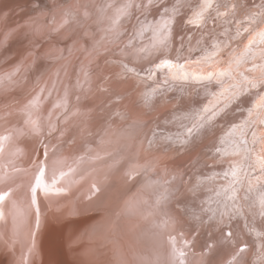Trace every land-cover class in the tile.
Listing matches in <instances>:
<instances>
[{
    "label": "bare ground",
    "instance_id": "obj_1",
    "mask_svg": "<svg viewBox=\"0 0 264 264\" xmlns=\"http://www.w3.org/2000/svg\"><path fill=\"white\" fill-rule=\"evenodd\" d=\"M259 1L264 3V0ZM249 2L250 0H0V162L4 158L8 159L11 167L1 178L4 181V178L11 177L17 172L14 168L24 162H27L24 169L35 163L33 172L25 173V182L31 191L35 190L39 182H46L48 186L42 188L45 192L35 190L37 195L40 193L46 201L48 198L44 194L48 192L53 200L51 205L54 204L50 208V213H53L51 215L55 214L61 220V214L67 216L65 224L71 223L72 227H77L68 231V226L65 229V224L62 225V221H59V225L67 230L73 242H84L80 255L84 252L86 255L84 253L83 260L81 257L77 258L79 261L76 260V263L182 264L180 259L183 252L193 246V250L196 246L198 250L197 240H189L184 236L181 239L176 237L180 242L177 252L173 250L172 255L168 252V247L173 243L171 240L175 238L160 230L162 208H157L160 195L153 185V177L149 172L139 176L133 171L140 168V164L158 160V157L164 155L146 151L145 144L150 137L146 136L153 130L148 128L145 131L137 123H141L142 118L152 120L151 124L161 119L167 120L173 126L162 127L155 134L165 131L166 136L173 138L171 133L181 131L182 127H177V123L174 127V112H180V119H187L192 116L191 113L198 112L195 116L199 114L198 118L208 119L206 123L212 126L214 137L218 136L216 144H220L223 129L219 126L221 120L224 119L230 125L228 132L231 133V126L243 115H231L233 111L236 114L235 106L252 103L256 97L262 93L264 95V92L255 91L258 87L264 90V81L235 90L236 81L233 80L228 84L233 85L232 89L227 91L213 83L220 78V72L208 71L206 68L212 63L220 64L222 73H227L232 78L237 77L239 81L241 74L248 75V65H254L252 63L259 60L258 56L264 55L258 51L264 40V25H259L255 13L248 12L251 8L245 3ZM224 6L228 7L223 11L224 15L229 14L228 19L220 18L223 14H218ZM187 7L191 10L187 11ZM196 11L203 13L204 21L202 19L197 24V30H194L188 26ZM256 25L258 29L262 27V30H257L261 35L254 37L252 35L255 32L252 30ZM200 50H203L202 54ZM249 50L251 51L248 53ZM231 58H234V64L227 71L224 67ZM242 59L248 65L243 62L238 67L237 62ZM202 67L204 72L200 71ZM184 71H188L193 80L181 78L179 75L184 76ZM108 72L111 73L107 81ZM167 73H170V80L163 79ZM114 77L124 80L117 84L121 86L118 89L121 99L120 106L116 109L107 95L108 90L114 88ZM177 79L188 83L182 92H178L179 88L175 84L164 86ZM199 80L202 81L201 84H198ZM141 95L148 97L145 114L135 107L140 103ZM175 95L177 99L170 100ZM167 107L171 109L170 113ZM207 109L214 111L209 117L205 115ZM26 119L29 121L24 125ZM209 126L204 125V129L201 126L199 130L205 131ZM58 129L61 136H55L57 140L49 138L44 141L42 132H58ZM195 140V137H191L184 142L185 146L181 151L188 144L189 146L175 161L184 169L183 173L180 172V178L168 173L164 165L161 167L166 178L176 181L173 201L164 207L163 215L173 216L174 222L180 226L186 225V222L190 226L194 225L197 221L193 223V220L184 219L179 210L181 206L188 205L189 199L198 194L204 195V217L210 218L212 225L205 226L202 231H198L197 227L194 231V234L202 235L204 245V251H197L196 263L264 264V228H258V221L255 227L250 221L245 228L240 224L238 227L236 222L227 225L223 219H230L234 213L232 207H228L225 212L218 206L208 208V203L217 199L220 191L212 197L207 190L208 183L202 187L196 178V174H201L202 170L194 168L193 164L204 165L205 168L206 165L201 160L203 157L200 159L203 152L195 153L194 147L201 144ZM42 143L44 145L41 146ZM209 143L210 139H207V146L201 147L200 151L204 148L213 150V145ZM160 147L157 144L152 149L159 150ZM129 151L130 154L126 157ZM188 156L190 161H185ZM41 164L43 165L40 166ZM222 165L223 163H218L216 168ZM260 165L264 167V161ZM39 168L42 169L41 172ZM211 185L214 187L217 184ZM262 190L264 191V186ZM237 193L233 190L232 196H225L224 204L229 206ZM262 193L258 219L264 223V192ZM256 194L251 190L244 192L249 198ZM24 200H28L26 196ZM39 202L38 200V208ZM30 204L34 203L30 201ZM172 206L173 210H170ZM30 209L32 211L34 207ZM48 210L46 209L47 212ZM29 211H26L23 220L28 219ZM11 219L10 221L14 220ZM54 219L55 216L52 221ZM53 235L56 237L57 233ZM11 236L9 237L12 239ZM59 239L61 237L57 240ZM14 242L15 240L12 243ZM252 242L254 243L251 244ZM3 247L2 245V249ZM27 247L24 248L28 250ZM33 255L34 253L32 257ZM69 258L70 256L68 260ZM191 259L194 260L193 257Z\"/></svg>",
    "mask_w": 264,
    "mask_h": 264
},
{
    "label": "rangeland",
    "instance_id": "obj_2",
    "mask_svg": "<svg viewBox=\"0 0 264 264\" xmlns=\"http://www.w3.org/2000/svg\"><path fill=\"white\" fill-rule=\"evenodd\" d=\"M245 4L249 5V7L251 8V10L248 12L255 13L257 15L259 22H260L259 25L261 24L263 26L264 25V3H262L259 0H250L249 3H245ZM221 8H222V10L218 12V14H220V15H222L223 11L226 10L228 7L225 8V6H224ZM186 10L189 11L191 9L188 10V7H187ZM197 11H199V10H197ZM197 11H196V14L193 17L190 25L188 26V28H192L194 30H197V28H198L197 24L199 22H201L202 19L204 21V15H202L203 13L197 12ZM227 15H229V14H227V13L225 15L223 14L220 18L223 17V19H226V18L228 19L229 16H227ZM196 16H197V18H196ZM254 24H256V23H254ZM257 30L261 31L262 27H259V29H258L257 25H256V27L254 26V29L252 30V32H255V33H253L252 36L257 37L259 35ZM260 35H261V33H260ZM259 48L260 49L258 51L264 53V40L261 42ZM201 51H203V50H200V52ZM250 51L251 50H249L248 53ZM260 52H258V53H260ZM263 53H261V54H263ZM200 54H202V52ZM258 57H259V60L254 61L252 63L254 65H251V66H249L248 63L243 59L239 60L237 62L238 67H241L243 65V62H244L245 64L248 65V69H249L248 70L249 72L247 73L248 75H245V73L241 74V76H240L241 79H239V81H237V77L232 78V77H229L227 75V73H222L219 69L220 64L212 63V64L207 66L206 70H208V71L216 70V71L220 72V78L218 80H216L215 82H213L215 84V86L223 87L224 89L229 91L230 89H232L233 85H228V84H230L229 83L230 81L234 80V81H236V84L234 85L235 90L236 89L242 90L248 84H251L254 82H261L262 83L264 81V55H261ZM233 64H234V58H231L224 68L227 71H229L228 67L231 68ZM200 71L204 72V67H202L200 69ZM158 72H159V70H158ZM110 73L111 72H108L106 74L107 81L110 79V76H109ZM169 75H170V73L165 74L163 79L164 80H170L171 77ZM179 76L185 80H193L192 76L188 73V71H184V76H181V75H179ZM113 80L115 81L112 84L114 88L109 89L107 95L113 102V105H112L113 108L116 109L120 106L119 99H121V97L118 96V89L121 86H117V84H119L122 81L124 82V80H121L120 78H117V77H114ZM185 80L181 81L180 79H177L176 81L171 82L169 84H166L164 86L170 87L173 84H175L179 88L178 92H182L185 89L184 86L186 84H188L187 81H185ZM201 82L202 81L199 80L198 84H201ZM164 83L165 82L163 81L162 84H164ZM258 88H256L255 91L259 90L260 92H264V90H262L261 87H258ZM260 92H259V94H260ZM252 93L254 95L253 91H252ZM253 95L251 94L250 96H253ZM236 96H237V94H236ZM256 96H258V94ZM147 98H148L147 95L146 96H142V95L139 96L140 103L135 106L136 108L141 109L142 114L146 113L145 103L147 102ZM202 98L204 100V95ZM228 98H230V96H228ZM172 99H177V96L176 95L172 96L170 98V100H172ZM222 103H224V102H222ZM1 106H2V103L0 102V113H1ZM167 108H168V111L170 113L171 109L169 107H167ZM235 108H236V114L233 111V113L231 115L236 116L237 114H239V115L243 114L242 118L239 119V121L237 123H235V125L231 126V128H230V129H232L231 133L228 132V127L230 125H227L224 122V119L221 120V122L219 124V126L221 128H223L221 131V136H220V144H222L221 146H220V144H216L217 143L216 140H217L218 136L214 137V131L211 128L212 126H209L206 123V121L208 119L204 120V119L198 118L197 116L199 114L197 116H195L198 112L191 113L190 115H192V116L187 118V119H184V117L182 119H180L179 118V116L181 115L180 112H178V111L174 112V121H176V122H174V127H176L175 126L176 123H177V127H180V126H182V127H180L181 131H177V128H175V131H177V132L171 133V136L173 135V138H171L170 136H166L165 131H159L158 133L155 134V131L162 129V127L171 128V126H173V124L167 120L161 119L159 122H153L151 124L152 120H146V119L142 118L141 123H137V125L143 126L145 131H147L148 128L153 130L152 132L150 131V133L147 134V136H146V137L150 136L148 141L145 144L146 151H152L158 155H160V154L164 155V157H160V158L158 157V160L152 159L153 161H149L148 163L140 164V168L137 167L133 171L136 173V175H139V176H142L145 173L149 172V174H151V176L153 177V179H152L153 185H154V187H157L156 191H158L159 195H160V201L158 198L159 203L157 205V208H162V213H161L162 216H161V221H160V226H159L160 230L165 231L166 233L171 235L173 238H175V239L171 240V242H173V243L170 245V247H168V252H170V255L173 254L172 253L173 250H176V252H177V249H178L179 243H180L177 240V238L180 237V239H181V238H184V236L188 237L189 240H192V239L197 240L198 247H199L198 250L200 252L204 251L202 235L199 233L194 234V231H196L197 227H198V231H202L205 226L212 225V221L210 220V218L208 219V218L204 217L205 211L202 207L203 203H204V195L198 194L194 198L189 199L188 205L187 206H181V209L179 210L180 214L184 217V219H187L188 221L193 220V223H194V221H197V223H195L194 225L191 224V226H190V224L188 222H186V225L184 224L183 226H180L174 222L173 216L167 217L166 215H163L164 211H165L164 207L167 205L168 202L170 203L173 201L172 196L176 192V181H173V180H170L169 178H166L161 171L162 170L161 167H162V165H164V167H167L168 173L172 174V176L175 178H177V177L180 178L181 177L180 172L183 173L184 169L182 166H179L178 163L175 161H177V157L182 156L184 154V152L187 150L189 144L187 145V147L185 148L184 151H181L183 149V147L185 146L184 142L186 140L191 139V137L196 138L195 142L201 143L200 145L198 144V146L194 147V150H195V153L202 154V152H203L202 156H200V159L203 157L201 160H204V163L206 165V168H205L204 165L201 166L200 164H195V163L193 164L194 168L202 170L201 174H196V178H197L198 182L200 183V185L202 187H204V185L206 183H208L207 184L208 185L207 190L211 193L212 197H213V195H215V196L218 195L219 194L218 190L220 191V194L217 196L218 198L215 200H211L208 203V208L213 209V208L218 206L223 212H225L228 209V207H232L233 211H234L233 215L230 217V219L227 217H225L223 219L227 225H231L232 222H234V223L236 222L238 227L240 224L243 228H245L246 224L250 221L252 226L255 227L256 221H258V223H259L258 228H260V229L264 228V223L258 219L259 206H260L259 202L262 203V197H263L262 192H264L262 190V187L264 186V167L260 165L264 161V143H263L264 142V95L262 93L259 97H256V100L253 101L252 103H249L246 105L243 104L241 107L239 105H236ZM202 110H204V109H202ZM213 113H214V111L207 109L205 112V115H207L209 117ZM203 117H204V114H203ZM224 118H227V116H224ZM28 121H29L28 119L24 120V125L26 123H28ZM120 122H122V121L120 120ZM204 125L209 126L205 131L203 130ZM201 126H203L202 131L199 130V128ZM59 130L60 129H58V132H56L57 130L56 131L50 130L47 133H45V131L42 132V136L45 139L44 141L49 140V138H50V140L51 139L57 140L59 138V134H60ZM141 130H143V129H141ZM137 132H139V131L137 130ZM144 134H143V136H144ZM187 135H189V136L186 137ZM55 136H58V138ZM60 136H61V134H60ZM198 136H199V138H197ZM164 137H166V138H164ZM142 138H140V139H142ZM207 139H210L209 145H213V147H212L213 150H208L207 148H204L202 151H200L201 147L207 146L205 144ZM157 144H159V146L161 145V147L159 149L160 151L155 150L156 148L152 149V148L156 147ZM42 145H44V143H42L41 146ZM55 146H56V143H55ZM52 151H54V150L52 149ZM32 154H33V152L31 153V155ZM129 154H130V151L126 153V157ZM156 154L154 155V157L157 156ZM189 157L190 156L185 158V161H190ZM200 159H196V161H200ZM41 161H42V159H41ZM34 162H36V161L34 160ZM8 163H9V160L5 159V158L2 159V161L0 162V172H1L0 178H1V176L6 175V173H7L6 171H9V169H11V167L9 166ZM218 163H223V165L216 168V165ZM26 164H27V162H24V163L16 166L14 169L15 170L17 169L16 170L17 172H15V174L11 175V177H9L8 179L4 178V181H2L3 180L2 178L0 179V195H1L0 197L4 198V200L2 202H0V218H1L0 219V227H1L0 228V244H2L1 242H3L2 245L4 246L3 249H2V245L0 246V264H7V263L8 264H17V263L19 264V262H20V264H31V261H32V264H34L33 262H36V264H72V263L75 264L76 260L79 261L78 259L80 257L83 260V255H84V253L86 255V252H84L83 255L82 254L80 255V253L83 250L81 248L84 247L83 246L84 242L77 243L76 240H74V242H73L71 236H68L69 233L66 232L67 230L73 231V230L77 229V227H72L70 225L71 223L67 224V225L65 224L67 216L64 217L61 214L62 217L61 216L60 217L63 218L61 220L59 218V216H57L55 214L51 215L53 213H50L51 212L50 208L53 207L54 204L51 205L53 203L52 202L53 200H51L50 199L51 197L48 196L47 190H46L47 193H45L44 195L47 196V197L45 196V198H48L49 201H48V199H46V201H45L44 196L41 195L40 193H38V195H37V192H35V190L42 191L45 186L46 187L48 186V184H46V182H44V181L39 182L35 186V190H33L34 192L29 189L28 184L25 182L26 179H24V175H25V173L27 174L29 172H33L32 169L34 170L36 167H35V163H34L32 165L33 167L28 166L25 168L26 169L25 170L23 167H25ZM42 165L43 164H41L40 166H42ZM255 168L258 170L256 171ZM4 169H6V170H4ZM27 169H30V171ZM204 169H205V176H204ZM1 170H3V172ZM40 170L42 171L41 168H39V172H41ZM117 172H120V170H117ZM156 174H158V176H156ZM191 174L195 175V173H191ZM211 183L217 184L216 185L217 187L216 186L213 187V185H211ZM50 185L51 184H49V186ZM218 188H220V189H218ZM211 190L215 193L211 192ZM233 190H235L238 193L236 194L234 200L230 202L229 206H226L224 204V198H225V196H232ZM250 190L254 191L257 194L252 195L251 198L244 195L245 191L250 192ZM5 191H8V193L4 194ZM10 191L11 192L17 191L16 192L17 194L15 192H13V194H12ZM44 192L45 191L43 190V193ZM205 192H207V191L205 190ZM1 193H3V194H1ZM14 193L16 194V196H13V195H15ZM25 196L28 199V200H26L27 202L24 200ZM12 198H13V201H12ZM37 199L40 201L39 202V208H41L40 209L41 212L39 211V208L37 206L38 205ZM30 201H32L34 204L33 205L30 204ZM45 202H48V203H45ZM40 203L42 204V206ZM47 205H48V208H47ZM32 206L34 207V209L31 211L30 208ZM11 207H12V209H11ZM43 207H45V208H43ZM29 209H30V211H29ZM46 209L47 210L50 209V210H48L49 212H47ZM170 210H173V206ZM26 211L30 212V213H28L29 221H28V219L23 220L25 218L24 216H25ZM11 212H12V215L10 214ZM46 212H47V214H45ZM209 213H211V212H209ZM9 214L11 215V218L14 219L13 221H10L12 219L10 218ZM13 214H14V216H13ZM42 214H43V216H42ZM29 215H30V217H29ZM46 215H47V219H46ZM17 216H19V217H17ZM53 216H55V219L57 218L58 222L55 221V219L52 221ZM20 218H21V220H20ZM41 220H42V222H41ZM43 220H45L46 222H44ZM60 220L62 221V225L65 224V225H63V226H66V227H64L65 229L68 226L67 230H64L62 225H59ZM63 221H64V223H63ZM8 222H10V223H8ZM22 222H23V224H22ZM52 222L54 225L52 224ZM33 223H36L37 225L33 226L34 225ZM55 223H57L58 226H61L62 228L55 226L56 225ZM174 223H175V225H174ZM7 224H8V227H7ZM27 225H29V226H27ZM39 225L40 226L42 225V227H40ZM46 225L48 226V229H47ZM25 227H27V228H25ZM51 227L53 230H51ZM57 227L59 228V230H57L58 229ZM224 227H227V226L224 225ZM11 229H12V231H11ZM13 229L15 231H17V233H14L15 231L13 232ZM21 229H22V231H21ZM27 229H28V231H27ZM61 229L64 230V233L66 235L63 234V230H61ZM50 230L52 232L51 235H50ZM5 231H6V233H5ZM42 231H44V233H42ZM57 231H59V232H57ZM60 231H61V233H60ZM36 232H37V234H36ZM7 233H10V234L13 233L14 235L11 236L10 234L8 235ZM56 233H57V235L55 237V235H53V234H56ZM45 234H47V235H45ZM58 234L60 236H58ZM61 234L63 236H61ZM39 235H41V237ZM3 236H5L6 239ZM7 236L8 237L11 236L12 239L10 237L8 238ZM23 236H24V238H23ZM46 237H48V238H46ZM58 237H61V239H59V240L60 241L62 240V243L59 240H57ZM14 238H16V239H14ZM62 238H64V239H62ZM2 239L3 240L5 239V241L6 240L7 241L5 242ZM10 239H11V241H10ZM13 239L15 240L14 243H12L14 241ZM9 241H10V243H9ZM252 241H253V239H252ZM32 243L34 244L33 246L31 245ZM253 243L254 242H252L251 244H253ZM58 244H60L61 246L59 247ZM38 245L41 247H38ZM62 245L64 247H62ZM27 246H30V248H28ZM6 247H7L8 251L4 250ZM24 247H27L29 252ZM31 247H33L34 250H32ZM173 247H175V249H173ZM193 247H195V246H193ZM193 247L190 248L188 251L183 252L181 259H180L183 262L182 264H193V263L195 264L196 263L195 259H197V254H198L197 251L198 250H197V246H196V249H194V250H193ZM68 248H69V250H68ZM62 249L64 251H60ZM65 250H67V252ZM4 251H6L7 254L4 253ZM64 252H66V253H64ZM33 253H34V255L32 257ZM69 253H71V254H69ZM76 253H77V255H76ZM78 253H79V256H78ZM71 255H72V257H71ZM69 256L71 259L75 258L74 261L69 258V260H70V263H69V260H68ZM8 257H9L10 261L11 260L13 261L14 259H15V261H13V263H11L12 261L8 262V260H9ZM52 257L54 260L52 259ZM191 257L194 258L193 261H192ZM86 258H89V256ZM82 260H81V262H82ZM86 260L87 259H85V261ZM50 261H51V263H50ZM65 261L68 263H66ZM52 262H54V263H52ZM76 264H84V261L82 263L77 262Z\"/></svg>",
    "mask_w": 264,
    "mask_h": 264
},
{
    "label": "snow or ice",
    "instance_id": "obj_3",
    "mask_svg": "<svg viewBox=\"0 0 264 264\" xmlns=\"http://www.w3.org/2000/svg\"><path fill=\"white\" fill-rule=\"evenodd\" d=\"M4 200V198L3 197H0V202H2Z\"/></svg>",
    "mask_w": 264,
    "mask_h": 264
}]
</instances>
